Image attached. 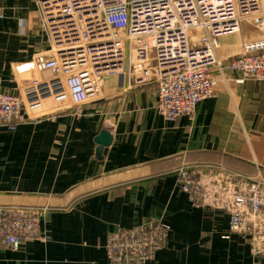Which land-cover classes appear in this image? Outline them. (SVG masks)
<instances>
[{"label":"crops","instance_id":"obj_1","mask_svg":"<svg viewBox=\"0 0 264 264\" xmlns=\"http://www.w3.org/2000/svg\"><path fill=\"white\" fill-rule=\"evenodd\" d=\"M256 37L244 24L216 56L237 57L242 40ZM44 42L35 0H0V92L18 95L14 66ZM211 76L215 97L175 122L157 115L154 86L107 77L101 100L80 114L1 130L0 207L47 211L39 226L44 239L22 243L18 252L0 249V264H109V234L155 221L170 233L148 264H264L252 257L248 237L229 234L226 213L192 208L177 189L173 171L182 164L264 180V82H239L241 74L227 68ZM101 131L112 138L108 147L96 144Z\"/></svg>","mask_w":264,"mask_h":264},{"label":"built area","instance_id":"obj_2","mask_svg":"<svg viewBox=\"0 0 264 264\" xmlns=\"http://www.w3.org/2000/svg\"><path fill=\"white\" fill-rule=\"evenodd\" d=\"M45 48L14 66L18 95L0 92V131L76 115L102 97L107 77L128 87L152 85L154 109L165 121L192 117L215 97L213 70L227 68L241 80L264 82V0H35ZM241 54L220 60L228 36L243 33ZM202 170L209 173L202 174ZM177 189L192 208L226 213L229 234L249 238L253 258L264 257V180L224 167L182 164ZM214 172V173H212ZM47 208L0 207V249L44 239L39 226ZM160 221L118 229L104 251L109 264H148L167 244ZM229 239V236L224 237Z\"/></svg>","mask_w":264,"mask_h":264},{"label":"water","instance_id":"obj_3","mask_svg":"<svg viewBox=\"0 0 264 264\" xmlns=\"http://www.w3.org/2000/svg\"><path fill=\"white\" fill-rule=\"evenodd\" d=\"M111 140L112 138L108 131H101L95 141L97 145L104 148L110 145Z\"/></svg>","mask_w":264,"mask_h":264}]
</instances>
